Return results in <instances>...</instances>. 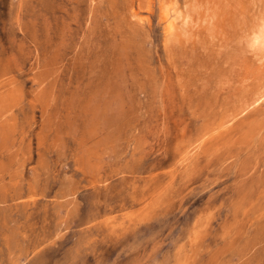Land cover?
Here are the masks:
<instances>
[{"label":"rangeland","instance_id":"rangeland-1","mask_svg":"<svg viewBox=\"0 0 264 264\" xmlns=\"http://www.w3.org/2000/svg\"><path fill=\"white\" fill-rule=\"evenodd\" d=\"M0 264H264V0H0Z\"/></svg>","mask_w":264,"mask_h":264},{"label":"bare ground","instance_id":"bare-ground-1","mask_svg":"<svg viewBox=\"0 0 264 264\" xmlns=\"http://www.w3.org/2000/svg\"><path fill=\"white\" fill-rule=\"evenodd\" d=\"M176 2L175 3H171V4H168L166 6L162 5L161 7V10H160V15L162 14V17L165 21V23L167 24V27L171 28V27H174L172 26V14L176 13ZM132 15H138V12L137 11H134ZM161 17V16H160ZM176 23V22H175ZM176 25V24H175Z\"/></svg>","mask_w":264,"mask_h":264}]
</instances>
